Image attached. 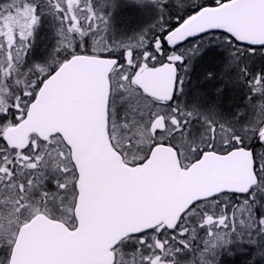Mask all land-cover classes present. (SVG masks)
Here are the masks:
<instances>
[{"label": "snow or ice", "instance_id": "1", "mask_svg": "<svg viewBox=\"0 0 264 264\" xmlns=\"http://www.w3.org/2000/svg\"><path fill=\"white\" fill-rule=\"evenodd\" d=\"M0 264H264V0H0Z\"/></svg>", "mask_w": 264, "mask_h": 264}]
</instances>
